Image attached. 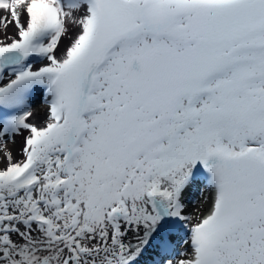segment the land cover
Masks as SVG:
<instances>
[{"label":"snow or ice","instance_id":"6c2138e0","mask_svg":"<svg viewBox=\"0 0 264 264\" xmlns=\"http://www.w3.org/2000/svg\"><path fill=\"white\" fill-rule=\"evenodd\" d=\"M0 264H264V0H0Z\"/></svg>","mask_w":264,"mask_h":264},{"label":"rangeland","instance_id":"374dc122","mask_svg":"<svg viewBox=\"0 0 264 264\" xmlns=\"http://www.w3.org/2000/svg\"><path fill=\"white\" fill-rule=\"evenodd\" d=\"M11 31H12V32H14V31H15V29L13 28V29H11Z\"/></svg>","mask_w":264,"mask_h":264}]
</instances>
